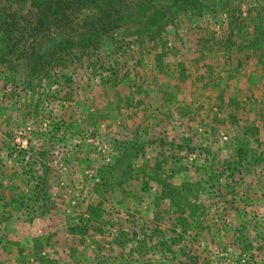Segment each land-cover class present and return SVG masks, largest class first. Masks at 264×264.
I'll use <instances>...</instances> for the list:
<instances>
[{
  "label": "rangeland",
  "instance_id": "374dc122",
  "mask_svg": "<svg viewBox=\"0 0 264 264\" xmlns=\"http://www.w3.org/2000/svg\"><path fill=\"white\" fill-rule=\"evenodd\" d=\"M263 4L264 0H97L114 22L106 32L96 31L92 41H81V35H87L83 20L98 18L87 9L83 15L69 12L65 27L61 20L38 36L25 35L12 49L0 42V264H165L151 250L162 247L175 253L174 264L179 255L202 264H264V132L251 128L253 123L241 112L230 124L227 116L232 110L226 105L232 92L221 95L217 87L219 78L231 71L240 96L248 88L242 86L244 79L261 71L262 59L239 50L237 37L231 38L235 44L227 54L217 44L227 40L234 22L240 29L249 25L248 12ZM26 15L36 27L33 14ZM150 37L169 44L168 56L160 59L165 75L156 72L147 56L155 45ZM207 38L212 42L204 44ZM39 43L46 57L35 56L36 69L44 68L28 80L30 58L33 51L40 52ZM139 44L143 46L137 51ZM151 69L161 79L168 75L166 88L164 80L158 86L150 79ZM256 84L250 85L249 100L238 102L264 110L262 88ZM150 119L160 128L156 126L147 140L144 131L152 125ZM160 131L167 134L160 136ZM135 142L142 148L131 159L127 148L119 151L114 146ZM121 155L127 157L123 167L128 173L118 180L113 174ZM169 157L175 164L166 167L174 175L167 183L177 186L186 171L191 185H200L189 192L196 210L185 211L188 224L175 245L173 239L182 230L174 226L177 234L172 237L168 232L175 210L167 208L168 199L155 206L162 184L150 181L146 187L145 178L151 160ZM200 158L206 159V166L192 170L189 165ZM101 169L112 185L96 193L93 185L100 183ZM89 204L99 207L97 221L104 228L96 232L90 226L84 239L92 247L81 251L71 229L78 225V216H86ZM144 205L166 211L160 222L149 220L153 222L147 230L143 225L150 217L142 212ZM196 217L204 218L208 228L222 226V237L230 236L223 247L215 246L211 257L204 248L203 253L196 246L191 252L187 249L193 231L190 220ZM120 226L132 238L125 244L124 257L107 242L109 233H117ZM140 244L150 252L140 251ZM64 250L75 259L62 258Z\"/></svg>",
  "mask_w": 264,
  "mask_h": 264
},
{
  "label": "trees",
  "instance_id": "16d2710c",
  "mask_svg": "<svg viewBox=\"0 0 264 264\" xmlns=\"http://www.w3.org/2000/svg\"><path fill=\"white\" fill-rule=\"evenodd\" d=\"M96 2L97 0H0V42L4 43L5 48L12 49L11 47H14L17 44L21 43V40L24 38L25 35H28L29 37H35L36 35L38 36L39 34L44 32L45 27H47L49 24L56 23L61 20L64 22L63 26L65 27L68 25L67 23H70L68 20L69 12H73L74 14L83 15L85 13V10L87 9H92L94 12H96L95 14H97L98 18L94 16L95 19L92 21H86L85 19L83 20L82 32H86L87 35L86 36L81 35V37H83L81 41L83 43L92 41L94 38L93 35L94 34L96 35V31H99L100 33H103L104 31L106 32L108 30V27H110L109 23L113 24L114 22L112 21L111 16L105 15L103 13V11L96 5ZM23 9H26V10H24L23 13H21L20 10H23ZM26 14H29V15L33 14V18H35V21H36V27H31V24L33 22L30 20L29 17H26L27 16ZM34 14H36L35 15L36 17L34 16ZM248 14H249V19H248L249 25H243V28L241 27L242 29H240L238 27V24L236 25V23L234 22L233 27H230L229 36L227 40L224 43L217 44V46L220 47V50H222L224 54H227L228 51L231 49V47L235 44V41H232L231 38L237 37L239 40H236V42L237 43L240 42V45H241L239 47V50L246 51L248 53L250 52L255 53L256 56H259L262 59L261 63L263 64L264 62L263 60L264 59V40H263L264 39V4L261 7H259V9H254V10L249 11ZM101 16L104 19L103 23H101ZM105 24H108V25H105ZM98 25L101 26L99 30L97 28ZM32 28H37L38 32L36 31V29H32ZM82 32L80 34H82ZM149 40L154 42L155 45L152 47L149 55L147 56H150V58L152 59V62L154 63L153 68L154 69L158 68L156 72L160 75H165L163 66H160L161 64L164 63V61H160V59H163L164 58L163 56H168L169 44L168 42L165 44L160 43L159 38L157 39L158 41H153V37H150ZM68 42L69 40H66L65 45H67ZM211 42L212 41L209 38H207L206 41H204V44H208ZM42 46L39 43L38 48L40 47L41 49L40 52L33 51V56L30 58V65L32 66V68L30 69L28 73L29 74L28 80L29 78L35 79L39 75L37 72L43 71L44 67L42 65H40V69H36L38 62L35 60L36 59L35 56L37 55H38V59L39 58L45 59L46 56L44 57L41 55V52L43 50ZM142 46L143 44H139L138 47L136 48L137 51L140 50V47L142 48ZM145 47H147L146 44H145ZM48 48L52 49L54 47L50 45ZM162 50L165 53H163ZM58 52L60 51H53V54L56 55ZM262 64L260 65L261 71L257 70L255 73H252V75L248 76L247 79H244L242 86H246L248 84V88H245L244 89L245 91H242V94L240 96L237 95L238 89H236L235 84L233 83V81H231L234 78L232 75H230L231 71L224 73L225 78H222V77L219 78V80L217 81L218 83L217 87L221 89L220 91L221 95H222V92L225 90H229L232 92V96L228 100V103L226 105V108H230L229 110H232L231 115L229 114L227 116V120L229 121L230 124H233L234 123L233 121L236 120L235 119L237 118L236 112H241L243 116L242 118L247 117L246 121L248 123L249 122L253 123V125H250L251 128H253L256 131L258 129V130H261V132H264V114L259 115L262 111L264 112V110L262 109L258 110L259 108L257 106L248 107L250 105H245L244 103L239 104L238 102V100L243 97L247 98L245 99V101L249 100V98L251 97L249 94L250 92L249 88H251L250 87L251 83L254 85L257 83L256 84L258 85L257 87L262 88V92L264 95V69L262 67ZM154 69H151L152 74L150 73V76H149L150 79L155 80L158 86H160L163 83L162 81L164 80L165 83L163 84H164V87L166 88L167 82L169 81V79L167 78L168 75L165 76L163 79H161L160 75L155 74ZM164 93L168 94L167 92H164ZM221 95L219 96V102L220 104H224ZM165 98L167 100L166 103H169L170 102L169 97L166 96ZM172 99L174 100L173 96H171V100ZM156 116H157V113H156ZM160 116L164 118L167 117L165 113H160ZM238 117H241V115H239ZM155 121L154 119H150V124L152 125L148 126L147 130L144 131L145 132L144 134L147 140L148 138H150L151 136L155 134V127L159 126L157 124L153 125ZM213 121L215 122L216 120H213ZM158 128H160V126ZM166 132H167V129H166ZM166 132L160 131V136L166 135L168 133ZM158 141L159 143H162V141L164 140L158 138ZM181 144H184L183 146H186L187 145L186 139ZM114 146H115V149L119 151H123L127 148L129 150V154L131 155L130 159L132 157H137V155L139 154L138 149L142 148V145L136 142L132 144L124 143L123 145L121 144V147L115 143ZM143 148H147L146 143H143ZM177 148L178 149L182 148V145L178 144ZM126 159L127 157H125L124 155H121L120 158L117 159L115 166H114V170L116 171V173L113 174L114 178L116 176L118 180H121L128 173L127 172L128 167L126 168L123 167V164L127 162L125 161ZM170 160H171L170 157L168 159L167 158L161 159V161L151 160L150 166H148V168L145 169V172L149 173L150 175L145 174V178H146V187H147V182H150V181L158 182L162 184V188L160 192L161 195L156 199L155 206H158V205L161 206L160 203H162L165 200L167 201L168 199L170 203L168 202L167 208H169V210L171 208L174 209L175 210L174 215L179 216L178 218H174V215H173L172 221H171L173 225H171L172 228L168 231L172 237V235L177 234L174 226H179V228L182 229L181 233L176 236V239H173V243L175 245L176 241L178 242L181 241L179 240V236L185 233V228L188 224V220H184L183 218V216L185 215V211H188V213L191 214L195 212L196 210V205L191 204V200H189L190 198L189 195L191 194L189 192L191 190H194L195 185L197 186L199 183L197 184L192 183L191 185V180H190L191 177L190 176L187 177L188 173H186V171L181 173L183 174L182 175L183 181H181L180 183L178 182L179 184H177V186L173 187L172 186L173 183L171 184L167 183L166 182L167 180L171 181V179L173 180V177H174L172 173L169 172L168 174L166 170V167H168L169 165L175 164V161L173 162V159L172 161ZM189 166H192V170L197 167L199 168V170H203V168L206 166V159H201V158L195 159L193 163ZM195 174L199 175L197 173ZM100 175H101L99 177L100 183L93 185V190L96 193H98V189L100 191L101 190L107 191V189L112 185V181H110V179L105 174L103 169L100 170ZM142 190L144 191V189ZM144 207L146 209H143L142 212L144 214H148L147 219L150 217V219L145 220V224L143 225V228L147 230V227L148 228L151 227V222H153L149 220L160 222V217H163L162 215H164L166 211H163V209H160L161 211L157 212L151 208H147L145 205ZM99 212H100V209L97 205L89 204L88 207L85 209V213H86L85 217L87 218L83 217L82 215L78 216V222H79L78 225H76L74 229H71V232L73 234L71 236L75 238L74 240H75L76 246L81 251L89 247H92L91 244H89L88 241L84 239L85 233L89 231L90 226H92L91 227L92 230L96 232L103 231L104 225L100 226V223L97 221L98 219H100ZM185 218L188 219L187 217ZM196 218L193 221L190 220V226L193 231L190 232L191 234L190 238L192 240H190L191 244L187 243L189 246L187 249L191 252V250H193L192 248H195L196 246V250L201 251V253H203V251L200 248H204V250H206L207 252V255L211 257L212 254L215 253L214 251L215 248L217 247L221 248V246L223 247L225 245L224 244L225 242L227 243L231 240L230 236L224 235L222 237V234L224 233V228L222 226L218 227L217 225H214L212 228H208V226L204 222L205 220L204 218L202 217L201 218L196 217ZM115 230L117 231V233L116 232L109 233V235L107 236L109 240L107 242L109 244L112 242L113 245L116 247L115 251L120 255V257H124L125 249H126L125 244L130 242L132 238L131 237L128 238L127 233L124 231L123 228H121V226L120 228L115 229ZM202 244H204L203 247L201 246ZM138 246H139L138 248L140 251L148 250L147 249L148 246L147 248H145L143 244H140ZM162 249L154 250V248H151L152 252H154L155 255L158 256L160 254L159 256L161 257L162 262H164L165 264H170V263L174 264V256L176 255L173 251L169 250L171 248L169 249L167 248L166 250L164 247H162ZM40 253L41 251H38V254H36V257L37 256L40 257ZM146 254H147V251H146ZM74 256L71 253L64 250L62 258L75 259ZM186 256H189V255H186ZM186 256L179 255L177 257V260H178L177 264H186V263L190 264V260L193 261V264H202V262L197 261L195 257L192 259V257L189 256L190 258H187L186 260ZM38 262L39 264H42L39 260ZM206 264H209V262Z\"/></svg>",
  "mask_w": 264,
  "mask_h": 264
}]
</instances>
